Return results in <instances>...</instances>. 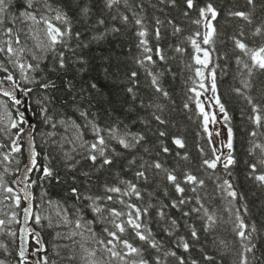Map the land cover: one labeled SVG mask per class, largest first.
<instances>
[{"label": "snow or ice", "instance_id": "6c2138e0", "mask_svg": "<svg viewBox=\"0 0 264 264\" xmlns=\"http://www.w3.org/2000/svg\"><path fill=\"white\" fill-rule=\"evenodd\" d=\"M176 2L159 0L166 7H174ZM184 3L183 16L195 27L182 35L185 29L168 19L171 34L178 40L169 47L185 60L186 70L192 73L185 81H191L187 89L191 95L184 108L190 110V103L195 104L208 143L213 145L210 154L199 147L202 159L195 169L189 166L193 162L187 151H173L169 146L170 141L176 149L187 147L182 136H170L169 121L164 116L166 106L158 102L159 97L147 104L139 98L138 71L126 77V92L141 108L152 109L147 116H140L135 103L129 106L128 111L135 112L143 125L140 131L133 130L136 119L101 120L93 110L100 94L95 81L77 87L72 79L67 80L65 89L71 103L65 100L66 108H56L49 92L56 89V83L46 73L66 72L69 64L81 65L77 69L80 74L86 71V61L78 55V49L88 47V43L74 25L90 22L91 0H0V264H217V257L208 255L202 246L201 259L192 255L201 232L212 236L213 244L220 247V256H231L232 264H264V257L256 256L255 243L264 229L248 220L246 203L237 204L245 198L233 183L231 169L237 159L233 154L232 117L217 85V69L225 72L227 67L217 63L221 58L216 48L222 35L217 23L220 12L211 0L204 6H198L197 0ZM247 4L252 9L257 7L256 0H247ZM103 7L113 23L92 39L99 41L124 29L134 30L138 38L135 63L144 70L155 93L169 98L162 84L165 72L156 70L159 63L177 58L170 57L161 45L165 21L159 17L150 21L144 0H103ZM193 11L198 12L195 18L191 16ZM228 15L248 25L254 23L251 10L229 11ZM96 25H106L105 19L98 18ZM251 37L260 41L249 42L243 28L230 37L240 85L232 91L248 106L241 113L250 125L248 154L254 161L248 164V177L264 189V85L253 94L254 78L264 74V22L254 27ZM104 72L106 77L112 76L108 68ZM33 117L48 129L42 133L47 153L39 151L35 143L37 125ZM218 123L226 127L227 139L215 146L214 136L222 133H214L209 126ZM149 133L155 141H149ZM25 150L28 162L21 169L17 165ZM57 158L62 167L75 173L71 177L74 184L79 175L88 180L86 186H71L65 201L49 199L45 187L53 181L61 182L53 165ZM169 158L172 165L166 162ZM121 161L123 166L113 172ZM84 162H88L86 170L81 171ZM101 171L109 173L108 178L92 185V173ZM9 176L14 178L9 181ZM208 180L215 189L210 190ZM35 189H39V195ZM173 209L179 217L172 214ZM194 214L201 221L200 229L191 223ZM181 221L190 237L180 234ZM224 225L234 239L218 235ZM38 228L52 229L53 241L67 243H54L50 250ZM5 237L10 239L5 241ZM12 242H18L14 253ZM180 249L188 255H181Z\"/></svg>", "mask_w": 264, "mask_h": 264}, {"label": "trees", "instance_id": "16d2710c", "mask_svg": "<svg viewBox=\"0 0 264 264\" xmlns=\"http://www.w3.org/2000/svg\"><path fill=\"white\" fill-rule=\"evenodd\" d=\"M209 0H197L198 6H204ZM211 2L217 7L220 12L218 17V30L222 33L219 42L216 45L218 49L217 55L221 57L217 60V63L221 66H227L225 72H221V68H218L219 73L217 79L218 94L221 96L222 102L225 104L230 116L232 117V127L234 130V156L237 159V164L231 169L234 173L233 183L239 193L244 196L243 201H237V204L248 205L250 215L248 220L257 224L259 228L264 229V189L257 187L256 183L249 179L248 172L250 171L248 164L253 161V157L249 156V139L248 131L250 125L247 120L241 115L242 110H247L246 102L236 95L233 88L239 87V76L237 73V66L235 64V55L233 51V45L230 37L233 34H238L241 28L248 34L249 42H259V37H251V32L254 27L258 26L260 23L264 22V0H256L257 7L252 9V6L247 4V0H211ZM91 5L93 8V14L90 22L86 25L82 21H78L74 25L75 31H80L82 33V40L88 43V47L78 49V55H82L86 63L83 67L86 71L80 74L77 69L81 67L79 64H69V69L66 72L54 73L47 72L48 78H51L56 83V89H49L50 94L55 98V106L57 109H61L62 105L66 108L67 105L64 101L67 100L71 103L68 97L67 91L65 89V83L67 80L72 79L76 86L79 87L80 84L85 81L92 82L95 81L99 88L100 94L97 95L96 100L93 102V110L101 117L102 121H105L108 117L116 119L119 117L122 120L131 122L136 119L135 112H129L128 108L130 105L135 103L137 112L140 116H147L152 109L141 108L138 102H133L126 92V87L128 85L126 77L132 71H138L140 73L139 79L140 84L138 86L139 98L143 99L147 104L156 97H159L158 102L166 106L164 112L165 118L169 121L168 131L170 136H182L186 141V149L179 150L176 149L174 145H171L169 141V146L173 148V151H187L192 159V165H189L195 169L201 163V155L199 152V147L203 146L209 151L213 145H209L208 136L203 131L201 119L198 116V110L194 103H190V110L184 108V104L187 101L188 95L191 93L187 92L189 86H191V81L185 83L190 73L185 68V60L178 58L177 54L169 47V45L178 43L176 37L171 34V25L167 24V20L171 19L176 25L181 26L185 29L182 35H187L195 27L190 23L188 18L183 16V12L186 8L184 0H177L176 6L162 5L159 0H144V10L148 19L154 22V17H159L165 21L164 25V36L165 38L161 41V45L167 50L170 57H177L176 59H169L167 64L159 63L157 71L164 70L165 74L162 77V84L164 88L169 92V98L165 99L155 90L150 87V79L146 76L143 69L135 63V57L138 55V49L136 47L138 38L134 34V30L124 29L121 33L106 35L104 39L99 41H94L92 39L93 35L102 32L104 27H110L113 21L109 19V13L103 7V0H91ZM163 9V11L161 10ZM252 11L254 23L248 25L245 21L231 17L228 15L229 11ZM75 15V13H73ZM193 18L198 16L197 11L191 12ZM98 18H104L106 25L99 26L96 25V20ZM155 43V41H153ZM255 46V43H253ZM192 49L188 47V53H191ZM226 57V58H225ZM186 60L190 61V57L186 56ZM108 68L112 73L111 77H106L104 69ZM171 68V71H167ZM175 73V75H173ZM255 79V84L253 87V94L257 93V90L261 85H264V74H257ZM210 95V93H206ZM203 99V98H202ZM207 108V105H206ZM71 111L70 109H68ZM216 111L215 108L211 109ZM150 118V117H149ZM35 124L37 125V132L34 133L36 136L35 143L38 146V150L42 153H47L49 151L48 147L42 143V133L48 131V129L42 125L37 117H33ZM163 127V126H160ZM143 125L136 119V123L133 126L134 131H140ZM224 129L223 123H218L217 131L221 132ZM155 129H153L154 131ZM156 137L149 133V141L153 142ZM223 141L222 138L219 139L220 142ZM223 151H227L224 149ZM55 155V153H54ZM178 159V158H177ZM43 162V161H41ZM167 164L172 165L173 161L169 158ZM26 163L25 152L21 156L19 164L17 165L23 169ZM88 162H84L81 171L86 170ZM124 161L118 162L114 167L113 172L118 168L123 166ZM183 165L184 161H180ZM53 165L58 170L61 178V182L57 183L55 181L47 184L45 187L49 193L48 198L53 201H65L70 196L68 189L71 186H86L88 183L87 178L83 175H79L77 182L74 184L72 176L75 173L68 172L64 167H62V161L57 159L53 160ZM218 172L223 173L222 168L217 169ZM128 178H131V174L125 172ZM203 176V173H201ZM109 173L105 171L93 172L91 184L96 185L101 183L104 179H107ZM14 177L9 178L11 181ZM206 178V177H204ZM207 179V178H206ZM231 179V178H230ZM210 190L215 189V184L208 180ZM37 195H39V189H35ZM218 200V198H217ZM212 203H217L213 201ZM221 207L223 205L221 204ZM172 214L179 217V213L176 210H171ZM225 216L228 215L227 212L224 213ZM187 219V218H184ZM182 232L190 237V232L186 226H183ZM191 223L198 229L201 228V221L195 218V214L191 220ZM18 228V225H15ZM154 228H157L156 224H153ZM227 225L221 227L218 235L225 237L227 239H234L229 231H225ZM41 232L42 238L47 242V246L51 250L53 244L67 243L66 241L55 240L52 237L54 235L52 229L48 228H38ZM5 241L10 238L5 237ZM18 242H12L10 244V249L14 253L16 250V244ZM255 243L257 244L256 256L264 257V231L259 233L255 238ZM203 247L204 252L208 255L217 257V264L223 261V264H232V257H221L220 247L218 244H213V238L211 235H205L201 232V241L196 248L193 249L192 255L197 259H201L202 253L200 247ZM181 255L187 256L182 249L178 250ZM12 259V257H8ZM203 264H209L208 261H203Z\"/></svg>", "mask_w": 264, "mask_h": 264}, {"label": "rangeland", "instance_id": "374dc122", "mask_svg": "<svg viewBox=\"0 0 264 264\" xmlns=\"http://www.w3.org/2000/svg\"><path fill=\"white\" fill-rule=\"evenodd\" d=\"M221 116H222V114H220L218 116V119H220ZM217 126H218V124H216V125H210L209 128H210L211 131H213L215 133L217 131ZM221 133H222V135L220 137H215L214 136V139L217 141V144L215 146H217L219 144V139H221V138H222L223 141H226V139H227V130H226V127L225 126H224V129H222ZM9 178H10V176L8 177V179Z\"/></svg>", "mask_w": 264, "mask_h": 264}, {"label": "water", "instance_id": "95a60500", "mask_svg": "<svg viewBox=\"0 0 264 264\" xmlns=\"http://www.w3.org/2000/svg\"><path fill=\"white\" fill-rule=\"evenodd\" d=\"M26 147H27V145H25V149H26ZM25 157H26V163L28 162V153H27V151L25 150ZM25 163V164H26Z\"/></svg>", "mask_w": 264, "mask_h": 264}]
</instances>
